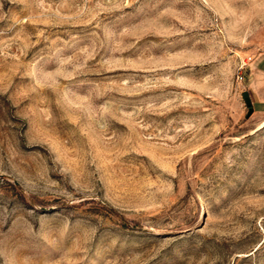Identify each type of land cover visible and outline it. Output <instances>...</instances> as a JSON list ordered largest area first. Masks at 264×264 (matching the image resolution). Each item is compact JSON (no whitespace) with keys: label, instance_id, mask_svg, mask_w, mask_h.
Listing matches in <instances>:
<instances>
[{"label":"rangeland","instance_id":"1","mask_svg":"<svg viewBox=\"0 0 264 264\" xmlns=\"http://www.w3.org/2000/svg\"><path fill=\"white\" fill-rule=\"evenodd\" d=\"M0 264H264V0H0Z\"/></svg>","mask_w":264,"mask_h":264},{"label":"water","instance_id":"2","mask_svg":"<svg viewBox=\"0 0 264 264\" xmlns=\"http://www.w3.org/2000/svg\"><path fill=\"white\" fill-rule=\"evenodd\" d=\"M242 97L244 99L245 105L248 107V111H247L246 117H249L250 114L253 111L252 102H251V99H250V96H249V92L248 91H243L242 92Z\"/></svg>","mask_w":264,"mask_h":264}]
</instances>
